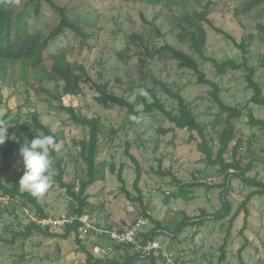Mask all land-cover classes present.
<instances>
[{"label":"rangeland","instance_id":"rangeland-1","mask_svg":"<svg viewBox=\"0 0 264 264\" xmlns=\"http://www.w3.org/2000/svg\"><path fill=\"white\" fill-rule=\"evenodd\" d=\"M28 1L16 0L18 13L29 9L26 8ZM57 1L66 8L72 21L87 22L81 24L87 38L67 32L45 54L47 61L48 54L64 52L73 66L84 65L95 81L107 85L115 95L126 96L135 102L137 109L143 108V104L138 101L139 96L146 89L154 87L152 79L165 82L174 92L184 95L198 121L204 124L207 139L215 153L219 148V135L225 127L226 115L221 114L214 103L212 88L198 84L193 72L180 68L177 62L146 57L142 45L132 36L143 37L151 50L170 44L191 52V38L187 36L182 41V29L178 22L186 15L193 16L195 12H201L210 3L209 19L215 27L229 33L239 43L250 35L254 36L246 60L250 67L257 69L255 80L264 86V40L261 39L264 34L259 29V26H264V4L247 11L249 0H190L185 5L169 0ZM32 14L28 21L33 32L40 30L48 35L59 23L58 14L46 4L40 19H36L33 11ZM150 23H154L160 34ZM202 25L208 33L204 51L207 59L218 62L226 59H233L237 63L244 61L242 52L232 42L216 33L208 24ZM189 30L192 31L191 28ZM195 57L207 78L220 86L224 102L244 109L243 117L236 123V137L226 154V160L233 159V148L240 139L236 158L250 169L249 177L264 181V128L250 125L248 119L251 112L257 118L264 119V106L250 103L253 92L247 88L244 79L246 72L228 71L218 75L213 62L199 55ZM47 64L50 66L51 62ZM22 71L20 63L0 65V120L8 116V131H12V139L18 150L13 168L2 176L5 185L12 186L22 169L20 140L24 139L25 144H28L37 134L44 135L33 124L32 114L35 112L42 123L61 139L60 155L64 159L65 180L78 187L79 180L87 178V165L81 158L79 145L87 138V130L76 126L66 114L58 111L59 103L53 95L60 96L64 104L74 107L81 117H100L106 132L112 127L121 128L112 144L102 142L97 159L98 174L87 192L89 206L84 216L88 218V223L96 229L123 230L144 217L143 208L133 201L139 192L135 188L136 167L125 153L127 144H130V152L142 168L138 189L147 212L160 222L162 229L171 233V236L160 233L156 240L174 253L181 264H219L221 246L230 220L254 188L245 186L238 178L228 179L219 166L209 165L198 149L202 139L197 132L175 128L158 113L137 119L129 118L117 106L97 104L95 97L98 94L87 84H83L81 95L72 97L66 94L63 83L41 85L32 74L25 80ZM40 86L52 95L36 91ZM145 96L149 102L153 101ZM157 96L168 110L178 113L176 101L160 92ZM172 128L174 130L166 134L161 131ZM2 165L0 160V168ZM122 166L123 182L118 176ZM159 170L171 171L180 182L197 186H178L171 177L159 175ZM224 200L230 203V215L223 220L214 219L222 210ZM38 201L49 218L69 215L75 207L66 190L60 188L56 176L50 189ZM247 209L246 228L243 230L245 213L241 212L233 223L227 242V258L222 264H241L238 251L246 244V240L248 247L241 255L245 264H264V258L258 251L259 246L264 250V197H254ZM32 216L37 217L34 207L20 199L1 203L0 237L11 240L14 233L25 230ZM146 221L145 232L157 227L154 222ZM183 221H187V225L179 232ZM172 233L175 237H172ZM251 236L257 237L256 242L250 241ZM82 238L84 246L97 257L120 263L125 261L124 252L115 248L111 253L94 251L95 245L101 247L107 244L106 236L91 230L87 234L83 233ZM77 248L75 240H53L36 234L26 240L18 238L14 244L0 239V264H85L86 255ZM135 252L133 250L130 253ZM159 263L164 264V260L160 259ZM136 264L150 263L139 261Z\"/></svg>","mask_w":264,"mask_h":264},{"label":"trees","instance_id":"trees-1","mask_svg":"<svg viewBox=\"0 0 264 264\" xmlns=\"http://www.w3.org/2000/svg\"><path fill=\"white\" fill-rule=\"evenodd\" d=\"M151 2H159L160 0H149ZM171 3L185 5L190 0H169ZM48 5L55 13L59 16L58 25L48 34L40 30L31 31V26L29 24L28 18L31 17L32 11L36 19H40L43 12L44 5ZM264 0H249L248 10L251 11L254 7L258 5H263ZM29 9H26L22 13L17 12L16 0H0V65H5L7 63H20L22 65L23 78L27 80L29 75L32 74L34 80H36L41 85L44 83H55L64 84V89L67 95L72 97H78L83 93V84L89 85L93 90L96 91L98 96L95 97V101L99 105H113L122 109L126 116L129 118L135 117L142 118L144 116H149L158 113L165 117L170 123L174 125L175 128L181 130H190L197 132L201 137L202 141L198 146L199 151L204 155L207 163L213 166H219L220 170L227 175V178H238L245 186L254 188V190L249 193L239 210L230 220V226L227 230V235L225 237L224 244L221 246V256L219 259V264L226 261L227 258V242L231 234L233 223L239 216L241 212L245 213V225L243 230L246 228V223L248 219V209L247 206L254 197L260 196L264 197V181L251 178L248 176L250 172L249 168L242 165V162L236 158L237 153L240 149L241 140L238 139L233 148V159L231 161L226 160V154L229 152L232 142L235 140L237 126L236 123L244 115V109L239 107H233L224 102L221 98V88L220 86L209 80L206 74L202 71L201 65L196 59L195 55H199L208 61L213 62L216 72L218 75H224L228 71H241L246 72L244 79L247 83V88L253 92L250 98V103L255 105L264 106V86L255 80L257 69L255 67H250L246 60V56L249 54V45L254 41V36L250 35L247 40L242 42H237L236 39L213 25L209 19L211 13V5L208 3L201 12H195L193 16L186 15L182 20L178 22V26L182 29V34L180 35L182 41L185 37L190 36L191 41V52H186L182 49L176 48L170 44H165L155 50H151L147 45L143 37L133 35L132 38L142 45L144 55L151 60H167L174 61L178 63V66L182 69H188L193 72L197 77V83L204 86H210L212 88L211 97L214 103L218 106L221 114L226 115L225 127L219 135V148L217 152H214L213 147L210 145L207 136L206 128L204 124L198 121L197 116L194 114L190 105L187 103L184 95L180 92H174L168 87V85L156 78L152 79L154 87L152 89H146L142 96H139L138 101L143 104L142 109H137L135 102H131L126 96L115 95L107 85L101 82L95 81L87 68L84 65L73 66V64L67 59L64 52L48 54V61L51 62L50 66L47 64V54L50 47L57 41V39L67 32L74 33L77 37L87 38L84 30L81 26L87 22L76 23L71 20L67 10L64 6H60L57 0H29L26 3ZM32 9V10H30ZM202 23H206L218 34L223 35L227 40L233 43L236 49L240 50L243 54L244 61L242 63H237L233 59H226L222 62H218L214 59H207L205 57L204 51L208 42V33L205 30ZM151 26L157 33L160 34L159 29L150 23ZM185 24V26H184ZM36 27V26H34ZM192 29L189 30V29ZM260 31L264 34V26H259ZM264 40V37L261 38ZM141 61H144L141 58ZM34 86V85H32ZM36 91H42L46 94L52 95L51 92L45 90L43 87H39ZM158 92L163 93L174 101L177 102L178 113L174 114L173 111L167 109L166 105L158 98ZM146 93V94H145ZM149 96L153 101L149 102L147 97ZM55 101L59 103L58 111L64 113L68 116V119L76 126L82 127L87 130V138L82 140L80 145L81 158L87 165V178L79 180V186L70 184L65 180V170L63 167L64 159L59 152L53 151L51 153L53 157V166L56 171V179L60 188L65 189L67 194L75 203L74 210L69 215H75L79 218L84 216L87 212L89 206V196L88 188L95 183L98 174V156L101 150L102 142L112 144L121 128L112 127L108 132H106V127L103 124L100 117L88 118L81 117L72 106H66L63 102L62 97L53 95ZM8 116H5L2 120L6 121ZM250 125L254 127L264 128V119L256 118L251 112L248 116ZM32 121L37 131H41L44 135H53L56 141L61 144L60 137L55 134L49 126H46L40 120L38 113L32 114ZM16 123V121H13ZM174 129L163 131V133H168ZM8 140L0 145V160L3 165L0 168V191L2 195H8L12 200L20 199L26 204H30L34 207L36 211V216L38 220H43L49 218L48 214L45 212L44 208L40 205L38 198L32 196L29 192H22L19 185V180L24 174V166L22 165L21 171L17 174L12 186H7L2 181V176L4 173L11 171L15 163V155L17 153V147L15 141L12 139V131H8ZM21 145L25 143L24 139L20 140ZM131 145L127 144L125 153L128 158L134 163L137 171V179L135 181V188L139 192L137 198H133L137 204H139L142 209V215L157 224V227L139 235V239L143 243L148 241H153L158 235L166 234L171 236L167 230L162 229L160 222L155 221L152 216L147 212L146 205L144 203L141 191L138 189V184L141 180L142 168L137 160V158L131 154ZM114 170V169H113ZM124 167L122 166L118 172V176L121 182H123L122 173ZM233 170V172H230ZM159 175L165 177H171L178 186L183 188L197 186V184L182 183L171 171H161L158 172ZM230 181V180H229ZM229 184V183H228ZM227 184V185H228ZM229 189V188H227ZM230 203L224 200L223 208L220 212L216 214L214 219L223 220L230 215ZM209 219L212 217L208 216ZM75 220L73 223L68 224L64 229L60 231H52L50 227L40 224L36 221H31L25 226V230L21 232H16L11 240H6L2 237L0 239L6 243L14 244L15 240L18 238L29 239L33 235H41L53 240H75L78 248L86 255L85 264H136L139 261H148L150 264H160V257L151 255H145L143 252L136 250V246L121 245L113 246L117 251H123L125 261L120 263L117 260H109L107 258L97 257L93 251L88 250L83 244L82 233L80 228L82 227V222ZM187 225V221H183L178 231ZM105 237V236H103ZM172 237L175 234L172 233ZM107 244L102 245V249H106L109 245L108 238ZM248 247V241L244 244L238 251L240 256L241 264H245L242 253ZM136 251L131 254V251Z\"/></svg>","mask_w":264,"mask_h":264},{"label":"built area","instance_id":"built-area-1","mask_svg":"<svg viewBox=\"0 0 264 264\" xmlns=\"http://www.w3.org/2000/svg\"><path fill=\"white\" fill-rule=\"evenodd\" d=\"M230 172H233L231 170ZM212 181V180H210ZM13 200L8 195H2L0 194V204L1 203H10ZM78 217L75 215H63L58 218H47L43 220H38L37 217L32 216L31 221H36L40 224H43L45 226L50 227L52 231H60L64 229L68 224L73 223L75 220H77ZM80 222H82V227L80 228V232L83 234H87L89 231L93 230L96 231L98 235L100 236H106L108 238L109 245L106 249H102L100 246L95 245L94 251L100 253V252H113V246H121V245H130L133 244L136 246V250L143 252L145 255H151L154 254L156 257H160L164 260V264H181L176 258L175 254L171 253L168 249H165V247L156 239L153 241H148L147 243H143L142 240L139 239V235L141 233H146L144 228L147 225V219L142 217L135 221L133 224L128 226L127 228L123 230H102V229H96L93 228L88 223V218L85 216H82L78 219ZM251 242H256L257 237L251 236L250 238ZM260 256H263L264 258V250L261 246L258 248Z\"/></svg>","mask_w":264,"mask_h":264},{"label":"clouds","instance_id":"clouds-1","mask_svg":"<svg viewBox=\"0 0 264 264\" xmlns=\"http://www.w3.org/2000/svg\"><path fill=\"white\" fill-rule=\"evenodd\" d=\"M9 126L6 121L0 120V145L9 138ZM59 150L60 145L53 135L37 134L30 143H23L19 150L24 166V174L19 180L20 187L34 197L43 196L50 189L56 174L51 153Z\"/></svg>","mask_w":264,"mask_h":264},{"label":"crops","instance_id":"crops-1","mask_svg":"<svg viewBox=\"0 0 264 264\" xmlns=\"http://www.w3.org/2000/svg\"><path fill=\"white\" fill-rule=\"evenodd\" d=\"M256 117V116H255ZM257 118V117H256Z\"/></svg>","mask_w":264,"mask_h":264}]
</instances>
